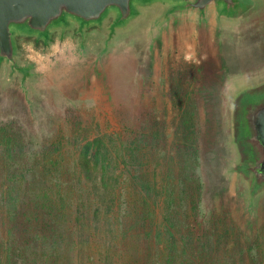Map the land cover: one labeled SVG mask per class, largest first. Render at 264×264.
I'll list each match as a JSON object with an SVG mask.
<instances>
[{"label":"rangeland","instance_id":"rangeland-1","mask_svg":"<svg viewBox=\"0 0 264 264\" xmlns=\"http://www.w3.org/2000/svg\"><path fill=\"white\" fill-rule=\"evenodd\" d=\"M252 1L236 18L214 10L203 17L169 14L167 3L155 2L137 6L135 17L112 32L114 14L81 30L69 20L47 41L15 33L16 60L27 73L0 65V163L14 164H0V190L1 175H35V161L52 163L46 175H60L55 189H68V207L88 211L86 221L73 213V235L66 223L59 232L68 247L83 249V257L75 251L71 259L60 250L62 264H142L135 262V242L118 243L117 252L115 221L107 218L111 203L102 209L101 195L97 202L87 189L78 193L87 183L74 177L85 143L104 136L118 149L123 130L133 132V158L144 154V175L157 183L151 195L173 191L172 223L183 242L193 236L191 245L179 246V264H264V190L251 196L234 171L240 157L232 134L235 99L264 83V0ZM140 131L149 132L145 143ZM185 131L191 133L186 141ZM131 161L136 171L138 161ZM181 179L197 184L190 192L197 194L195 210L183 198ZM3 209L0 244L7 229ZM20 228L30 231L24 239L34 232ZM110 239L117 245L106 246Z\"/></svg>","mask_w":264,"mask_h":264},{"label":"trees","instance_id":"trees-1","mask_svg":"<svg viewBox=\"0 0 264 264\" xmlns=\"http://www.w3.org/2000/svg\"><path fill=\"white\" fill-rule=\"evenodd\" d=\"M183 115V120L187 119L186 113ZM123 131L121 134L125 139L121 140L118 149L111 147L104 136H97L93 141H88L82 146L80 160L74 167V172L77 174L74 177L84 178L87 184L86 187H84L85 183L80 184L76 189V185L72 183L73 190L82 193L87 189L92 200L97 199V202L101 195L99 205H102V209L105 208V204L111 203L113 211L108 213L107 218L110 221L113 218L115 221L112 226L114 233H117V244L128 241L137 243L136 263L140 261L142 264H179L181 261L179 246L191 245L193 236H188V241L183 242L179 230H176V223H172V211H169V208L175 200L173 191H169V194L164 196L157 191L151 195L157 183H150L144 175L142 163L144 154H138L136 159L133 158L131 150L133 139H130L133 132ZM139 135L143 138L142 143L149 138V132L140 131ZM190 135V132L185 131L183 140H188ZM131 160L138 161L139 167L136 165V171ZM13 165L3 163L1 168L5 169V166ZM49 166L51 167L52 163L42 164L35 161V175H1L3 188L0 190V205L5 208L3 216L7 229L6 239L0 244V264H62V257L60 253L58 254L60 250L65 253L67 259L73 258L75 251L78 252L79 258L83 257L81 256L83 249L68 247L64 234L60 235L59 232L65 223L68 227V222L75 221L72 219L73 213L76 212L86 221L88 211L80 213L68 207L69 191L59 187L55 189V182L60 175H46ZM39 167L41 171L38 173ZM133 170L134 173L131 175ZM181 182L190 188L188 192L185 187L187 198H183L188 199L186 204H190L191 209L195 210L197 194L195 189L194 195H190V192L193 191V187L197 190V184L194 185L193 179L187 184L182 179ZM161 185L165 193L166 189L162 182ZM120 199L123 201H121L122 209L119 210L122 216L116 222L117 217H114V212L118 211L116 207ZM61 205H64L63 209ZM160 205H164L162 210L164 217L158 221L157 207ZM32 214L34 218L30 219ZM22 217L26 219L25 223L21 224ZM193 222L194 219L189 223L190 227L193 226ZM21 225L34 230L28 239H24V233L30 234V231L20 228ZM82 229L87 231L84 227ZM23 230L25 231L22 232ZM66 232L71 236L76 231L73 232L68 227ZM112 243L114 242L110 239L105 244L107 246ZM132 247L130 246V249ZM116 250L121 252L120 244L117 245ZM106 251L105 248V254Z\"/></svg>","mask_w":264,"mask_h":264},{"label":"water","instance_id":"water-1","mask_svg":"<svg viewBox=\"0 0 264 264\" xmlns=\"http://www.w3.org/2000/svg\"><path fill=\"white\" fill-rule=\"evenodd\" d=\"M155 2L168 4L167 13H193L203 17L214 10L227 18L247 12L252 0H0V65L26 76L27 69L17 63L15 33L47 41L52 29L69 20L79 30L101 25L114 14L110 32L129 22L136 7ZM233 141L239 154L234 171L249 185L251 196L264 190V83L241 93L234 101L232 114Z\"/></svg>","mask_w":264,"mask_h":264}]
</instances>
